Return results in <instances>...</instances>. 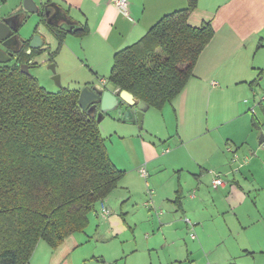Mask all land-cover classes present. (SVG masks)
I'll return each instance as SVG.
<instances>
[{
  "label": "crops",
  "instance_id": "crops-1",
  "mask_svg": "<svg viewBox=\"0 0 264 264\" xmlns=\"http://www.w3.org/2000/svg\"><path fill=\"white\" fill-rule=\"evenodd\" d=\"M8 1L13 13L2 20L13 23L11 48L31 64L49 48L42 23L57 39L55 53L66 47L84 54L91 66L85 86L117 94L108 80L100 82L115 53L188 5L129 0L125 16L111 0H27L41 20L32 34L21 35L32 11L25 0H0V6ZM188 21L210 22L214 35L184 89L160 108L148 104L141 123L117 131L137 148L136 158L129 148L115 157L107 148L124 171L117 187L89 213L84 230L57 247L39 240L27 264H264V0H198ZM36 34L44 50L28 53L24 41ZM120 102L125 113L129 105ZM218 176L225 183L214 186ZM143 179L155 188L147 206ZM103 205L110 213H102Z\"/></svg>",
  "mask_w": 264,
  "mask_h": 264
},
{
  "label": "trees",
  "instance_id": "trees-1",
  "mask_svg": "<svg viewBox=\"0 0 264 264\" xmlns=\"http://www.w3.org/2000/svg\"><path fill=\"white\" fill-rule=\"evenodd\" d=\"M197 5L188 0L117 51L109 87L154 107L172 101L214 35L210 22L189 23ZM21 54L19 62L0 63V264H27L39 240L57 247L84 230L124 174L96 114L79 105L80 88L48 91L21 70L28 60Z\"/></svg>",
  "mask_w": 264,
  "mask_h": 264
},
{
  "label": "rangeland",
  "instance_id": "rangeland-1",
  "mask_svg": "<svg viewBox=\"0 0 264 264\" xmlns=\"http://www.w3.org/2000/svg\"><path fill=\"white\" fill-rule=\"evenodd\" d=\"M12 9L13 5L11 4V1H8L7 4H2L0 6V19H3V17L9 16L11 13H13ZM28 14V17L23 19L24 24L20 29L21 35L32 34L36 25L40 23L41 19L37 13L32 12ZM39 29L46 35L45 38L49 41V48L31 59L32 67L30 70L32 75L38 79L39 83L43 87L51 92H57L65 87L83 89L85 87L83 79L87 76V74H89L91 70L90 63L86 60L84 54L82 52H77L75 56L66 47L61 48L60 51L55 53V51L58 50L57 39L44 24L41 23L39 25ZM52 55L53 61H50V57ZM52 65H55V71L52 70ZM56 75L60 76L59 81L56 78ZM102 80L100 81L101 83H103ZM105 80L107 81L108 77ZM106 114L107 115H101V118L100 115L97 114L96 118L99 117V120L97 119V121L99 123V127L105 139L109 153L115 157L119 151L123 152V150L125 151V148H129L133 154V157L136 158L137 148L133 144V139H130L129 137L127 139H120L119 135L117 134V131L120 133L122 131L121 128L124 126L136 125L134 123H130V121H122V119L124 120L122 108L121 112L118 110H109ZM143 182L145 184L144 204L146 205L148 201L151 200V195L154 200L155 188L152 185L147 186L144 179Z\"/></svg>",
  "mask_w": 264,
  "mask_h": 264
},
{
  "label": "water",
  "instance_id": "water-1",
  "mask_svg": "<svg viewBox=\"0 0 264 264\" xmlns=\"http://www.w3.org/2000/svg\"><path fill=\"white\" fill-rule=\"evenodd\" d=\"M24 6L27 10L37 12V7H30L27 0L24 1ZM13 23L12 21H5L0 19V44L2 46L10 47L11 41L17 40V36L12 34ZM27 41H24L26 43ZM43 40L39 35H34L29 41L28 53H31L32 49L44 50L42 47ZM0 45V63L10 62L14 58V54L18 52L17 48H11L10 52L5 51ZM20 68L23 72L28 75L31 73V65L29 63H19ZM52 70L55 71V65L51 66ZM59 81L60 76L56 75ZM125 100L129 107L124 113L125 121L138 120L140 123L143 120V113L147 108L148 103L141 101L137 103L134 99L133 93L128 90H122L119 94L111 91L110 89L98 88L97 86H85L80 90L79 105L82 109L88 112L104 115L109 110H118L121 112V100ZM99 120V117L97 118Z\"/></svg>",
  "mask_w": 264,
  "mask_h": 264
},
{
  "label": "built area",
  "instance_id": "built-area-1",
  "mask_svg": "<svg viewBox=\"0 0 264 264\" xmlns=\"http://www.w3.org/2000/svg\"><path fill=\"white\" fill-rule=\"evenodd\" d=\"M112 3L115 5V7L125 16H129V0H111ZM103 83H106V80H102ZM259 100L261 102L264 101V93L260 96ZM251 111L254 112L255 111V108L252 107L251 108ZM140 174L147 178L148 177V172L146 170V168L144 166H142L140 169ZM225 183L224 179L221 177V176H218L216 177L214 180H213V184L214 186H220V185H223ZM102 213L103 214H108L110 213V210L109 208H107L105 205L102 206ZM192 237H195V234L192 233L191 234Z\"/></svg>",
  "mask_w": 264,
  "mask_h": 264
},
{
  "label": "flooded vegetation",
  "instance_id": "flooded-vegetation-1",
  "mask_svg": "<svg viewBox=\"0 0 264 264\" xmlns=\"http://www.w3.org/2000/svg\"><path fill=\"white\" fill-rule=\"evenodd\" d=\"M8 52H10V50H8ZM21 53H22V50H18V52L16 54H14V58L10 62H13L14 60H17L19 62V57H20V55H22ZM22 62L29 63V61L28 60H25V59L22 60L20 63H22Z\"/></svg>",
  "mask_w": 264,
  "mask_h": 264
}]
</instances>
